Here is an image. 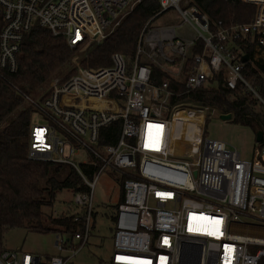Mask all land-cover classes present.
<instances>
[{
    "label": "built area",
    "instance_id": "1",
    "mask_svg": "<svg viewBox=\"0 0 264 264\" xmlns=\"http://www.w3.org/2000/svg\"><path fill=\"white\" fill-rule=\"evenodd\" d=\"M143 1L0 0V75L18 71L22 42L35 32L70 48L97 45ZM156 1L133 63L118 52L98 68L75 59V73L53 80L44 99L25 95L39 115L28 157L71 165L90 189L74 195L85 212L75 217L81 230L59 233L57 254L8 249L0 264H67L89 240L96 184L106 168L120 174L124 196L112 216L113 264H264V138L252 159L210 138L209 108L174 101L168 82L152 81L149 66L183 73L190 60L188 91L221 75L222 90L245 89L264 108V95L244 74L246 62L264 63V0H240L254 14L231 24L212 20L190 0ZM172 10L180 23H155ZM116 124L119 134L105 142L103 129ZM83 164L95 168L92 178Z\"/></svg>",
    "mask_w": 264,
    "mask_h": 264
},
{
    "label": "trees",
    "instance_id": "2",
    "mask_svg": "<svg viewBox=\"0 0 264 264\" xmlns=\"http://www.w3.org/2000/svg\"><path fill=\"white\" fill-rule=\"evenodd\" d=\"M212 20L226 23L248 22L255 8L240 0H190ZM156 0H144L127 16L119 29L113 31L104 42L70 48L50 39V34L35 32L22 42L18 55L19 69L14 74L0 75V256L5 250L6 234L13 228H25L28 232H55L73 234L81 230L75 220L84 210L65 202L56 208L58 194L67 189L75 194L89 191L82 175L68 164L32 160L28 157L30 135L35 108L25 95L42 100L49 94L50 84L56 78L67 79L76 71L75 59L85 68H98L112 64V55L122 53L131 64L142 26L157 9ZM195 52H200L196 49ZM188 60L183 75L172 76L154 64L152 81L161 85L168 82L174 101H190L207 106L209 114H231V121L250 127L254 133L264 135V111L257 106L251 92L237 89L222 90L217 77L200 88L188 91L185 87ZM62 73H64L62 75ZM244 74L257 91L264 95V63H245ZM19 110L11 119L9 117ZM210 117V116H209ZM209 119V118H208ZM208 121V120H207ZM108 141L115 140L118 124L103 129ZM118 132V133H117ZM114 138V139H113ZM81 171L92 178L95 168L83 164ZM120 179V185H122ZM122 188V187H121ZM123 189L120 202L123 200Z\"/></svg>",
    "mask_w": 264,
    "mask_h": 264
},
{
    "label": "rangeland",
    "instance_id": "3",
    "mask_svg": "<svg viewBox=\"0 0 264 264\" xmlns=\"http://www.w3.org/2000/svg\"><path fill=\"white\" fill-rule=\"evenodd\" d=\"M180 22L181 17L176 10L158 17L155 21L157 25L178 24ZM186 33L192 35L193 31L186 29ZM170 72L175 77L183 75L179 72L178 67L171 69ZM258 107L264 111V108ZM18 111L12 113L9 119ZM209 116L206 134L210 138L224 140L229 146L236 148L243 158H253L254 149L259 147V142L250 127L236 124L231 120H224L215 112ZM34 119L38 121L39 115L34 114ZM120 179V174L110 168H106L99 176L94 195V217L89 240L75 256L69 258L67 264H113L111 258L115 244L112 216L120 203L122 191ZM74 195L72 190L61 191L57 197L56 208L62 207L65 202L73 201ZM58 238L59 233L28 232L25 228L18 227L11 229L6 234L4 246L10 249L37 253L43 258H47L59 252L56 245ZM63 254L71 256L73 252L63 251Z\"/></svg>",
    "mask_w": 264,
    "mask_h": 264
},
{
    "label": "water",
    "instance_id": "4",
    "mask_svg": "<svg viewBox=\"0 0 264 264\" xmlns=\"http://www.w3.org/2000/svg\"><path fill=\"white\" fill-rule=\"evenodd\" d=\"M244 60L246 61L247 60V57H245ZM220 117L222 119H224V120H230L231 119V114H222V115H220ZM263 138H264V135H263L262 132L256 133V140L258 142H262Z\"/></svg>",
    "mask_w": 264,
    "mask_h": 264
},
{
    "label": "crops",
    "instance_id": "5",
    "mask_svg": "<svg viewBox=\"0 0 264 264\" xmlns=\"http://www.w3.org/2000/svg\"><path fill=\"white\" fill-rule=\"evenodd\" d=\"M7 249H10V248H7Z\"/></svg>",
    "mask_w": 264,
    "mask_h": 264
}]
</instances>
